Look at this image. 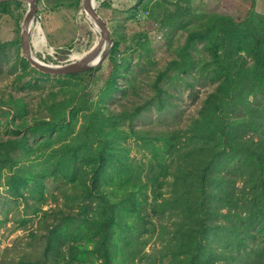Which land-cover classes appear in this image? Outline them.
Listing matches in <instances>:
<instances>
[{
	"label": "trees",
	"instance_id": "obj_1",
	"mask_svg": "<svg viewBox=\"0 0 264 264\" xmlns=\"http://www.w3.org/2000/svg\"><path fill=\"white\" fill-rule=\"evenodd\" d=\"M142 2L136 0L133 9L143 8ZM189 2L174 0L169 3L173 8L162 10L160 15L153 12L154 8L148 17L147 11L144 18L139 12L133 11L131 15L136 22L150 19L160 38L168 33L164 44L158 47H171V37L178 31L187 33L183 44L174 48L173 58L161 68L153 58V40L147 31L137 34V48L141 53L137 73H144L149 94L138 92L135 77L126 85L117 86V78H122V73L130 69V60L121 56L126 38L120 33L117 40L111 37L112 45L105 58L110 70L99 97L113 98L120 90L124 101L118 104V111H111L109 119L103 111L93 114L85 95L87 85L103 62L85 72L54 76L29 68L28 62L19 58L23 73L14 79L18 84L27 71L34 74L28 84L32 88L49 78L69 81L59 83L64 96L47 107L46 120L26 127L22 136L17 128L12 132L16 138L0 140V183L3 179L5 191L13 198L21 196L30 182L40 198L47 190L46 178L63 184L60 191L79 184L80 192L76 196L69 195L76 199L78 206H94L90 217L85 214L49 224L48 233L39 239L43 245L38 257L33 259L27 255L12 262L123 264L124 250L127 253L132 245L131 234L144 221L140 212L136 213L137 221H128L129 214L141 206L134 196L138 192L145 195L139 177L133 175L128 163L127 150L120 145L124 138L116 133L124 134L123 125L130 130L127 136L140 140L148 147L152 159L157 160L156 166H149L146 171L154 197L151 209L157 218L164 220L170 233L167 240L162 238L158 255L147 258L145 264H163L166 258L170 259L169 264H213L216 261L218 264H264V15L253 9L254 1H250L241 21L220 13L193 14ZM20 4L2 2L0 14H11L12 7ZM14 18L18 28L21 15ZM19 44L18 39L0 42V52L7 45L18 47ZM16 65L17 62L12 64L11 73L16 71ZM196 85L209 86L212 90L201 102L197 114L179 127L178 113H170L177 111L176 103L182 90L191 92ZM175 90L179 95H174ZM127 93L137 100L127 98ZM49 95L54 97L52 90ZM2 107L7 108L6 116L11 111L12 119L25 121L27 112L22 98L8 95L5 101L0 99V111ZM150 110L158 114L160 121L173 119L172 127L165 124L156 134L145 129L144 124L134 128V123ZM238 111L243 114L237 115ZM165 112L172 117L162 116ZM80 113L84 119L80 130L61 140L58 150L48 154L47 159H55V162H41L42 168L37 173L23 174L21 166L15 170L21 160L22 147L29 138L27 132L30 137L54 132L59 139V133H74V123ZM86 138L88 144L82 141ZM27 149L28 154L29 145ZM164 157H168L169 171L161 161ZM3 169L7 172L4 177ZM166 173L172 177V184H163ZM236 181L242 183L239 196L234 187ZM166 185L168 192L164 195L160 190ZM119 194L122 198L116 199ZM62 196L66 199L68 194L62 193ZM7 202L15 203L14 200ZM223 208L225 212L221 213ZM0 211L5 212L6 218L12 207L0 208ZM42 214L44 218L47 216L46 212ZM219 215L221 220H218ZM67 229H72L73 233H68ZM82 230H87L85 235ZM30 236L35 234L31 232ZM126 257L133 258L127 254Z\"/></svg>",
	"mask_w": 264,
	"mask_h": 264
},
{
	"label": "rangeland",
	"instance_id": "obj_2",
	"mask_svg": "<svg viewBox=\"0 0 264 264\" xmlns=\"http://www.w3.org/2000/svg\"><path fill=\"white\" fill-rule=\"evenodd\" d=\"M100 3L97 5L96 10L103 18L106 26L109 30L110 38L118 39L120 35L126 38V43L123 44L121 56L124 59L129 58L130 69L125 70L122 73V78H117V86L126 85L129 80L133 77L136 78V86L139 87V93L149 94L150 88L144 79V73L138 72L136 66L139 61L138 57L140 50L137 48V34L142 30H146L151 40H153L154 49L153 58L158 63L159 68L171 60L174 56V48L183 44L186 31H178L175 36L171 37V47H158L163 45L167 35H163L162 38L158 37V33H155L157 27L151 24L150 19H143L141 22L134 21L131 15L134 12H139L140 16L144 18L146 11L149 12L154 8L155 13L160 15L162 10L171 9L169 3L174 0H143L141 7L133 9V5L136 0H98ZM250 1H254L253 9L264 15V0H190L189 8L193 14L207 15L209 13L223 14L230 16L236 20H243L245 13L249 9ZM103 3V4H101ZM101 4V5H100ZM183 4V3H181ZM37 10L34 16V25L39 24V30L36 34L32 35L31 43L35 44L41 50H36L34 55L37 59L44 63L52 65H62L69 61H73L71 54L74 52H81L88 50L95 40V34L91 29V23L85 19L83 10L81 7V0H38ZM159 7V9H157ZM26 3L21 2L20 6L12 7L11 14H0V42H9L15 39L19 40L20 24L23 16L26 12ZM141 11V12H140ZM136 13V14H137ZM21 15V19L18 22V28L15 23V16ZM145 20V21H144ZM148 21V23H146ZM155 37V38H154ZM157 42V43H155ZM81 45V46H80ZM46 47V48H45ZM50 49V51L48 50ZM33 51V49H32ZM2 52V53H1ZM0 52V99L6 100L8 95H12L14 98H22L24 104V110L27 113L24 116L25 121L20 118H11L12 112L6 116V107H2L3 111H0V140L7 138H16L12 133L13 130L19 128L20 136L25 133L23 129L31 128L33 123L41 122L46 120L48 115L47 107L52 102H58L63 98V93L59 89L60 82H68L65 79L63 81H56L54 78L40 83L37 88L30 87L29 81L34 76L33 73L27 71L24 76L22 83L14 82L17 75L23 73L22 66H19L18 60L21 57L20 44L18 47L13 45H7ZM120 57H116L119 59ZM17 62L15 72L11 73V66ZM101 69L92 76L90 83L85 89V95L87 96L86 102L90 106L93 114L98 111H103V114L107 115V119L111 116V111H118V104L121 103L122 93L120 90L113 94V98L104 96L102 99L99 97L106 78L108 77L110 65L105 59L101 64ZM29 68L31 67L28 65ZM32 68V67H31ZM180 85V83H179ZM23 86V87H22ZM78 87V85H77ZM76 87V88H77ZM52 90L54 97L48 96L49 91ZM212 90V87H194L193 91L183 89L180 93V99L177 101V111L170 114L178 113L180 124L179 127L184 123L188 122L191 116L197 114L201 102ZM66 94V93H65ZM179 95V91L175 90L174 95ZM130 100H137V97L126 94ZM250 99V98H249ZM176 101V98H173ZM84 113V112H83ZM53 115L55 112L53 111ZM51 114V115H52ZM78 114L77 120L73 127L74 133L69 134L64 131L59 133L57 139L54 132L50 135H35L30 137L27 132L28 141L24 147H22V154L20 155V162L14 167L18 170L21 166L23 174L28 171L37 173L41 170V162L50 161L55 162V159H47L48 154L58 150L60 141L66 139L67 136H74L83 126L84 119ZM168 113H163L164 117H172ZM243 114L242 111H238L237 115ZM7 120H10L7 122ZM174 120L158 119V114L154 110H150L145 113L138 121L134 123V128H139L142 124L145 125V129H148L152 134H156L158 130L164 129L165 124L168 126ZM7 122V123H6ZM35 126V125H34ZM172 127V125H170ZM40 128V126H39ZM35 129V127H34ZM121 130L124 134L118 135L124 138L120 141V145L127 150L128 163L131 166L133 175L138 176L142 187V192L145 194L141 196L140 193H135L134 198L138 199L141 203L140 209L129 214L128 221H137L136 213L140 212L144 217L143 224L138 230L131 234L130 241L132 245L128 247V251L125 252L123 264H145L147 258H152L154 255H158L160 247L163 244V239L167 240V235H170L168 226L165 224L162 218H157L151 209L154 204V197L151 191V186L148 185L146 171L149 166H156L157 160L152 159L150 151L147 146L141 144L140 140H134L127 136L130 131L125 126L121 125ZM40 131H42L40 129ZM250 132H246L249 134ZM118 135L115 140L118 141ZM247 137V136H246ZM82 141L88 144V138L82 139ZM30 146V151L27 154V146ZM37 156H39L37 158ZM165 163L167 171L168 168V157L161 159ZM173 168L176 165H172ZM20 172V171H19ZM6 169L2 170V177L6 174ZM225 176L226 173H221ZM22 175V174H21ZM23 176V175H22ZM24 177V176H23ZM81 177V175H80ZM82 179L85 178L82 176ZM47 190L44 191L42 196L38 198L39 192L30 182L26 185L25 189L22 190L21 196L12 197L7 193L6 186L2 185L3 179L0 183V208H11L12 212L8 213L7 217H4L5 212L0 211V264H15L13 260L17 261L22 256L30 255L33 259L39 256V251L42 248L40 238L48 233L49 224L54 223L55 220L64 219H76L78 216L83 217L85 214L90 217L91 208L85 207L84 205L78 206L77 201L74 197L69 194L76 196L81 187L76 184V187H72L69 190L60 191L63 184L54 183L52 178H46ZM163 184H172V177L166 173ZM234 186L236 189L237 196L242 188V183L236 181ZM164 195L168 192V185L161 188ZM126 191H124L125 194ZM62 193H67L68 197L63 198ZM236 197V196H235ZM122 195L116 196V199H121ZM237 198V197H236ZM8 200H14L15 203L7 202ZM138 205V204H137ZM42 212H46L47 216L44 218ZM221 213L225 212V208L220 210ZM126 217V216H124ZM221 216H218V220H221ZM71 228V225L69 226ZM68 233H73L72 229L66 230ZM34 233L35 236L31 237L30 233ZM87 230H82L81 233L85 235ZM133 256V258L126 257ZM169 258L163 262V264H169ZM216 261L213 264H218Z\"/></svg>",
	"mask_w": 264,
	"mask_h": 264
},
{
	"label": "water",
	"instance_id": "obj_3",
	"mask_svg": "<svg viewBox=\"0 0 264 264\" xmlns=\"http://www.w3.org/2000/svg\"><path fill=\"white\" fill-rule=\"evenodd\" d=\"M8 1L23 2L27 5L19 32L21 57L38 72L54 76L81 73L95 68L105 60L108 50L112 45V39L109 36L105 21L94 7L95 0H81V7L83 12L92 20L98 32V39L78 60L69 61L62 65L44 63L33 54L30 32L38 0H0V3Z\"/></svg>",
	"mask_w": 264,
	"mask_h": 264
},
{
	"label": "bare ground",
	"instance_id": "obj_4",
	"mask_svg": "<svg viewBox=\"0 0 264 264\" xmlns=\"http://www.w3.org/2000/svg\"><path fill=\"white\" fill-rule=\"evenodd\" d=\"M99 3H100V2H99L98 0H95L94 7L96 8L97 5H98ZM83 14L85 15V19H87V21H89V22L91 23V29H92L93 33L96 35V36H95V40H94V42H93V44H94L95 41L98 39V32H97L95 26L93 25V22H92V20L90 19V17H89L88 15H86L85 13H83ZM39 28H40V27H39V24H35V25H34V23H33L32 26H31V32H30L31 36L34 35V34H36L37 31L39 30ZM31 45H32V43H31ZM80 46H81V45H80ZM45 48H46V47H45ZM32 49H33V54H34V52H35L36 50H41V48L37 47L35 44L32 45ZM48 50L50 51V49H48ZM84 52H85V50H84V51H81V52H74V53H72V54H71V58H72V60H73V59H74L73 61L78 60V59L84 54Z\"/></svg>",
	"mask_w": 264,
	"mask_h": 264
}]
</instances>
